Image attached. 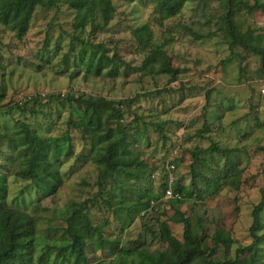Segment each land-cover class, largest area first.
<instances>
[{
	"label": "rangeland",
	"instance_id": "374dc122",
	"mask_svg": "<svg viewBox=\"0 0 264 264\" xmlns=\"http://www.w3.org/2000/svg\"><path fill=\"white\" fill-rule=\"evenodd\" d=\"M112 2L114 17L106 27L78 33L103 44L109 58L116 53V63L100 71L80 64L82 45L73 38L76 11L66 3L37 6L22 39L0 22V175L6 176L7 203L37 220L36 256L47 259L43 264H52L56 257L54 264H70L65 229L73 208L85 202L92 223L103 227L106 240L97 248L87 239L89 264H137L141 251H165L168 243L159 236L163 222L184 241V225L174 220L177 211L195 226L201 219L210 237L219 229L229 233L235 241L232 246H215L211 238L208 246L215 248L216 259L234 258L238 247L254 241L253 210L264 191L262 55L230 45L221 29L226 12L222 0L187 2L166 19L155 0ZM234 19L240 31L261 35L264 48L263 9L240 4ZM156 48L179 70L175 78L144 66ZM27 95L38 97L30 101ZM79 97L115 101L124 118H105L103 128L93 131L75 100ZM21 98L23 105L17 104ZM75 122L81 126L75 127ZM121 130L131 143L129 159L138 161L116 182L107 178L100 186L109 134L117 136ZM27 132L44 139L46 157L57 160L61 182L54 193L20 176L32 151ZM168 137L181 145L167 155ZM213 142L235 151L229 157L211 153L198 162L193 159V149ZM181 155L175 179L195 195L176 202L183 197L165 198L161 184L171 174L168 163ZM226 167H232L229 176L219 178ZM154 197H159L157 208L145 209L142 203ZM260 220L258 234L264 240V211ZM259 251L264 264V241Z\"/></svg>",
	"mask_w": 264,
	"mask_h": 264
},
{
	"label": "trees",
	"instance_id": "16d2710c",
	"mask_svg": "<svg viewBox=\"0 0 264 264\" xmlns=\"http://www.w3.org/2000/svg\"><path fill=\"white\" fill-rule=\"evenodd\" d=\"M155 1L159 12L166 19L176 16L187 2L194 0ZM222 1L226 6V12L223 16L221 29L226 32L230 45L232 47L239 45L246 50L262 55L261 59L264 63V48L261 44L262 36H255L250 32L240 31L234 19L235 9L240 4H244L250 10L253 8L264 10V4L256 2L254 5H250L245 0ZM59 3H66L76 11L73 38L81 42L82 45V49L78 53L80 64L87 68L95 67L98 71L105 67H112L116 63L114 60L116 59V53L112 58H109L106 53L107 48L103 44L94 43L78 35V33L88 29L90 34L95 33L109 24L114 17L115 11L112 0H0V22L8 26L17 38L22 39L29 30L30 22L37 6L55 7ZM197 37L202 38L203 35H197ZM74 48H79V46L76 45ZM144 66L152 68V73L171 74L174 76L173 78L179 73L178 69L170 65L165 53L160 52L157 48L146 58ZM37 97L38 95H27V100L36 101ZM75 100L84 110L87 125L93 131L103 128L105 118L112 116L118 121L124 118L122 110L114 106L115 101L107 100L103 97H79ZM17 101V104L20 105L25 103L22 98ZM80 126V123L77 124L75 122V127ZM26 134L28 144L32 146V151L27 159V164L20 170V176L32 181L45 192L54 193L61 182L59 169L56 166L57 160L52 161L46 157L49 152L44 139L36 133L27 132ZM182 136L180 137L182 138ZM164 137H166V134ZM170 139L168 137L164 147L167 150V155L172 153L177 147V150H179L181 145L180 143L178 146L172 144ZM168 142L170 143L169 146ZM130 145L128 135L124 130H121L117 136L113 133L109 134L107 145L104 148L103 165L100 168V186L105 183L104 180L107 178H111L116 182L119 174L125 171L126 167L132 166L138 161V157L129 159L128 156L131 153ZM262 150L264 152V144L262 145ZM233 151L235 150L219 146L216 142H213L207 148L199 149L197 147L193 149L191 154L193 159L198 162L201 156L205 154L218 153L229 157ZM177 159H183L182 155L180 157L176 156V161H174L176 166L177 163L179 164ZM224 171L219 178L229 176L232 167H226ZM192 173L196 174L193 168ZM129 175L133 176L134 173L130 172ZM161 187L164 193V190L168 187L166 181L161 184ZM173 188L175 192L181 193L183 197V199L176 200V202L191 199L195 195V192L188 188L187 185H184L183 181L178 179V177ZM7 192L6 176L0 175V264H43L47 262V259H43V255L39 259L36 256L37 220L28 212L9 206L7 203ZM156 199H159V197L155 199L149 198L148 201L142 203V206L145 209H149V206L156 209L159 204L158 201H155ZM88 210L89 204L87 202L80 206L77 205L73 208L68 218V225L65 231L70 237V257L68 259L70 264H89L87 239L93 240L97 248L105 245L106 240L102 237L103 227L92 223ZM263 211L264 191L262 201L253 210L254 221L250 231L254 241L247 246L238 247L236 256L228 259H216L214 257L215 248L208 246V238H211L215 246L223 244L226 247H230L235 241L229 233L224 229H219L210 237L204 231L201 219L198 226H195L190 217H187L181 211H177L178 216H175L174 220L184 225V241L175 237L169 229V224L163 222L159 236L162 241L168 243V248L165 251H157L155 253L141 251V260L137 264H263L259 258V247L264 240L258 234ZM106 224L108 225L109 223L107 222ZM110 244L112 245V243ZM62 248L59 250H62ZM56 261L57 257L52 264Z\"/></svg>",
	"mask_w": 264,
	"mask_h": 264
},
{
	"label": "built area",
	"instance_id": "2783aa9c",
	"mask_svg": "<svg viewBox=\"0 0 264 264\" xmlns=\"http://www.w3.org/2000/svg\"><path fill=\"white\" fill-rule=\"evenodd\" d=\"M175 154L177 153V150H175L174 152ZM176 168V163L174 161L169 162L167 165V169L169 170V172L171 173L169 175V179L167 181L168 187L165 190V198L168 197H174L176 199H181L182 195L181 193L175 192L173 185L176 182L175 176H174V170Z\"/></svg>",
	"mask_w": 264,
	"mask_h": 264
}]
</instances>
